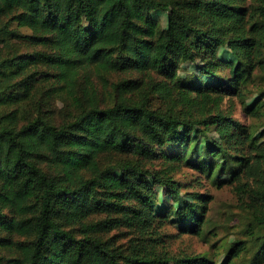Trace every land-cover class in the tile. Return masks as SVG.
<instances>
[{"label":"trees","instance_id":"obj_1","mask_svg":"<svg viewBox=\"0 0 264 264\" xmlns=\"http://www.w3.org/2000/svg\"><path fill=\"white\" fill-rule=\"evenodd\" d=\"M150 8L167 13L165 29ZM13 40L52 52L0 58V264H216L209 252L169 255L163 229L205 237L210 225L214 196L175 179L182 168L251 191L264 141L212 105L247 85L227 54L264 75V0H0V42ZM185 66L204 84L180 80ZM158 96L167 109L150 105ZM156 187L175 216L152 208ZM255 193L260 208L221 264H264Z\"/></svg>","mask_w":264,"mask_h":264},{"label":"rangeland","instance_id":"obj_2","mask_svg":"<svg viewBox=\"0 0 264 264\" xmlns=\"http://www.w3.org/2000/svg\"><path fill=\"white\" fill-rule=\"evenodd\" d=\"M148 14L160 22L163 29L166 28L167 24V13L150 8ZM37 52H52V48L49 46L42 45H28L20 41H8V43L0 42V58L8 56L9 53L14 51L18 53H28L32 51ZM229 63L238 65L244 72L247 79V85L242 90L239 96H223L221 101L217 105H212V108L219 110L225 115H228L239 122L249 125L255 133H259L260 140L264 141V79L260 76H264L259 68L251 70L250 74L245 72L244 66L237 60L231 59L228 54L226 55ZM37 67V66H36ZM34 67L28 69L32 70ZM40 69V67H39ZM38 69V70H39ZM44 74V73H43ZM180 80L188 82H195L204 84V78L199 76L198 73L191 67L185 66L183 71L179 72ZM88 82L92 84L96 90V96L99 105L103 106L110 100V90L104 87L96 76L92 73L88 74ZM44 85V84H43ZM44 89V88H43ZM81 93L78 92V95ZM39 95V93H38ZM254 103V107L262 106L257 113L245 112L242 108L243 105ZM55 104L58 107H64V102L57 99ZM150 105L154 108L161 110L167 109L170 105L166 99L161 97H153L150 101ZM216 106V107H215ZM175 138H170L168 150H171L175 145ZM259 166V170H256L253 174H248L246 182L249 184L251 191L243 186H239L233 182L231 184H225L220 188L212 186L204 178H200L202 183L195 182L196 174L186 168L180 169L175 174V179L179 181L190 180L194 184L193 192L202 193L209 192L214 196L211 202L210 212V225L206 230V236L200 237L189 234H179L176 229L171 226H167L163 229L164 239L166 244L163 245L164 249L168 251L169 255L177 254H197L201 252H209L214 256L216 264H221L224 259L225 251L229 244L234 239H242L243 231L240 230L243 223L246 221L243 219L246 217V212L260 208L259 204L261 200L256 191L264 190V159ZM158 164V163H157ZM260 175V176H259ZM194 194H192L193 196ZM166 210L170 212L171 216H175L178 212L177 206L169 200L166 196L163 188H155L152 208L158 209L161 206H166ZM190 205H184L183 210H190ZM118 231L112 232L109 236L116 234ZM214 244V248L211 247ZM7 255V252H4ZM234 264H249L244 259L234 260ZM159 264H180L176 261L169 263Z\"/></svg>","mask_w":264,"mask_h":264}]
</instances>
